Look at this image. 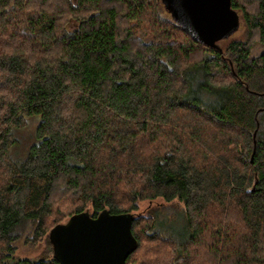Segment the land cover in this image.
Instances as JSON below:
<instances>
[{"label": "trees", "instance_id": "trees-1", "mask_svg": "<svg viewBox=\"0 0 264 264\" xmlns=\"http://www.w3.org/2000/svg\"><path fill=\"white\" fill-rule=\"evenodd\" d=\"M160 1L0 0V264H60L53 230L105 209L126 264H264V0L214 46Z\"/></svg>", "mask_w": 264, "mask_h": 264}, {"label": "water", "instance_id": "water-1", "mask_svg": "<svg viewBox=\"0 0 264 264\" xmlns=\"http://www.w3.org/2000/svg\"><path fill=\"white\" fill-rule=\"evenodd\" d=\"M181 3L203 42L214 46L232 29L235 11L231 0H181ZM133 219V213H111L106 209L96 217L87 212L73 214L53 230L60 264H126L138 247Z\"/></svg>", "mask_w": 264, "mask_h": 264}, {"label": "rangeland", "instance_id": "rangeland-1", "mask_svg": "<svg viewBox=\"0 0 264 264\" xmlns=\"http://www.w3.org/2000/svg\"><path fill=\"white\" fill-rule=\"evenodd\" d=\"M175 1L178 2L175 3L177 10L176 12L177 20L186 28L191 29L192 31L195 30L190 15L186 11L182 3H180L181 0H175ZM166 2H168V0H166ZM160 3L163 2L160 1ZM164 10L165 11L162 13L163 16L164 15L167 17L171 16V13L169 11H167L165 8ZM237 34L241 35L242 30H240L239 33L237 31ZM38 120L39 119L37 117L28 118V123L23 128L16 130V137L19 139V143H18L19 145L14 147L12 150L13 157H15L16 159L23 158L25 156L27 148L30 146V143L35 140L34 134L36 127L38 125ZM162 201L163 200L144 201L140 204V212L142 213L147 212L149 209L154 208ZM15 245L17 246L15 255L23 258L24 257L37 258L40 255H42V253L46 250L48 246L45 240H42L39 243L33 245L31 243L24 242V239L18 240Z\"/></svg>", "mask_w": 264, "mask_h": 264}, {"label": "flooded vegetation", "instance_id": "flooded-vegetation-1", "mask_svg": "<svg viewBox=\"0 0 264 264\" xmlns=\"http://www.w3.org/2000/svg\"><path fill=\"white\" fill-rule=\"evenodd\" d=\"M163 2H164V3H172V5H171V6H172L173 8H175V7H176V6H175L173 3H178V2H177V1H175V0H168V2H166V0H163ZM180 3H181V1H180Z\"/></svg>", "mask_w": 264, "mask_h": 264}]
</instances>
